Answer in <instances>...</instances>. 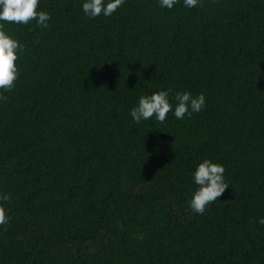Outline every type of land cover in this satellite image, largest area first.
Listing matches in <instances>:
<instances>
[{"label": "trees", "instance_id": "trees-1", "mask_svg": "<svg viewBox=\"0 0 264 264\" xmlns=\"http://www.w3.org/2000/svg\"><path fill=\"white\" fill-rule=\"evenodd\" d=\"M82 2L41 0L45 29L8 24L24 51L0 101V264H264V0H126L94 19ZM161 89L206 106L137 124ZM205 158L230 185L200 215Z\"/></svg>", "mask_w": 264, "mask_h": 264}, {"label": "clouds", "instance_id": "clouds-1", "mask_svg": "<svg viewBox=\"0 0 264 264\" xmlns=\"http://www.w3.org/2000/svg\"><path fill=\"white\" fill-rule=\"evenodd\" d=\"M202 0H183L185 8H195ZM41 0H0V101L7 99L3 95L15 86L20 70L17 61L24 51V45L10 34L8 24L28 25L35 20L42 28L50 27L51 13L40 8ZM126 0H83V13L90 19L103 15L111 17ZM161 8L173 9L181 0H158ZM206 106L204 93L193 95L190 91H176L161 89L151 94H142L137 103L130 109L131 118L137 123L154 119L165 123L171 112L177 120L191 118ZM226 168L222 163L205 158L199 162L192 178L198 186L193 192L189 207L196 213L203 215L208 206L218 200L229 187L225 179ZM11 199L10 194L0 193V226L9 222L4 202ZM258 224L264 225V217H260Z\"/></svg>", "mask_w": 264, "mask_h": 264}]
</instances>
